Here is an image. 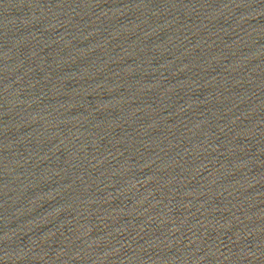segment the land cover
I'll return each instance as SVG.
<instances>
[{
	"label": "water",
	"instance_id": "obj_1",
	"mask_svg": "<svg viewBox=\"0 0 264 264\" xmlns=\"http://www.w3.org/2000/svg\"><path fill=\"white\" fill-rule=\"evenodd\" d=\"M0 264H264V0H0Z\"/></svg>",
	"mask_w": 264,
	"mask_h": 264
}]
</instances>
